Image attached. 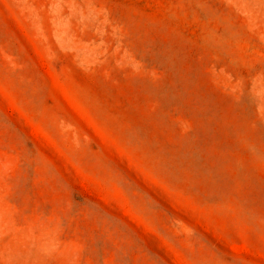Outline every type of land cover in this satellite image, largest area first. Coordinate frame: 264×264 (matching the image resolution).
I'll list each match as a JSON object with an SVG mask.
<instances>
[{
  "label": "rangeland",
  "instance_id": "374dc122",
  "mask_svg": "<svg viewBox=\"0 0 264 264\" xmlns=\"http://www.w3.org/2000/svg\"><path fill=\"white\" fill-rule=\"evenodd\" d=\"M0 264H264V0H0Z\"/></svg>",
  "mask_w": 264,
  "mask_h": 264
}]
</instances>
